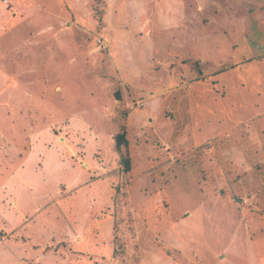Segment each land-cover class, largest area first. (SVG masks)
<instances>
[{
  "label": "rangeland",
  "instance_id": "obj_1",
  "mask_svg": "<svg viewBox=\"0 0 264 264\" xmlns=\"http://www.w3.org/2000/svg\"><path fill=\"white\" fill-rule=\"evenodd\" d=\"M0 133V264H264V0L0 2Z\"/></svg>",
  "mask_w": 264,
  "mask_h": 264
},
{
  "label": "crops",
  "instance_id": "obj_2",
  "mask_svg": "<svg viewBox=\"0 0 264 264\" xmlns=\"http://www.w3.org/2000/svg\"><path fill=\"white\" fill-rule=\"evenodd\" d=\"M27 90L29 89V88H26ZM16 90V89H15ZM121 93L120 94H118V96H116V98H115V101H118V99L119 100H121ZM137 110V109H136ZM25 120H27V122H26V124H22V126H21V128H31V126L33 125H37V123H36V121H35V116H33V118H31V119H25ZM23 123V122H22ZM50 123H48V124H46L45 126H48ZM45 126H42V127H45ZM4 131V129H2V132ZM41 132L42 133H49L50 135H51V132H49V130H47V129H44L43 131H38V136H36V139H38L39 140V136L41 135ZM22 133L24 134V131H22ZM32 133H34V132H32ZM1 134V133H0ZM32 137V136H31ZM5 138V137H4ZM33 138V137H32ZM6 139V138H5ZM55 139V135H53V140ZM6 142H8V141H6ZM24 143V142H23ZM23 143H22V145H23ZM43 145H44V143H43ZM46 145V144H45ZM6 149V147H4V148H2V150H5ZM50 150H51V145H48V146H44V153L42 152V150H40V149H35L34 148V146L32 145V147H30L29 148V150H28V154L30 155V157H32V158H34L35 160H36V164H41V161H42V159H45V162H47V160L48 161H50L51 160V157H50ZM19 154V153H18ZM55 159V157L53 156L52 157V160H54ZM45 166H47L46 164H44ZM103 165V164H102ZM14 171V170H13ZM13 171L12 172H10V173H12L13 174ZM9 173V174H10ZM9 174L7 175V176H9ZM14 174H15V172H14ZM5 179V178H4ZM5 185H7V186H9L8 185V179L6 178L5 179V183L4 182H0V189H1V191L3 190V189H5V190H9V188H7V186H5ZM10 199L11 198H9V197H5V200L3 199L2 200V202L4 203V206L6 207V206H9L10 204H12V205H20V202L18 203L16 200L14 201V200H12L11 202H10ZM52 201V198L50 199V196L49 197H47V196H45L44 198H43V200H42V202H39V203H36V204H34L31 208H28V210L25 212V211H21V210H19L20 211V213H21V218H20V220H19V218H16V220H18V221H16V220H12V221H10L9 223L11 224L12 223V225H11V230L9 231V232H2V231H0V256H2V255H5V254H8V251H12V250H8L7 251V249H8V247L7 246H4V245H14V247L13 248H15L17 245H15L16 243L11 239L14 235H13V231L17 228H19L22 224H24L29 218H31V216L35 213V212H37L38 210H40V208H43V207H45L49 202H51ZM20 209H21V207H20ZM16 221V222H15ZM7 239H9L8 240V242H7ZM11 239V240H10ZM18 240V239H17ZM16 250V249H15ZM18 250H19V248H18ZM30 250H32V252H30L29 253V255L30 256H32L33 254H34V256H35V251H33V249L32 248H30ZM35 252V253H34ZM44 253H45V251H43ZM15 253H16V251H15ZM24 254H26V253H24ZM37 254V253H36ZM29 258H32V257H29ZM37 258L39 259V254H37ZM0 262H2V259L0 258Z\"/></svg>",
  "mask_w": 264,
  "mask_h": 264
},
{
  "label": "trees",
  "instance_id": "obj_3",
  "mask_svg": "<svg viewBox=\"0 0 264 264\" xmlns=\"http://www.w3.org/2000/svg\"><path fill=\"white\" fill-rule=\"evenodd\" d=\"M113 138V147L114 150L118 153L122 169L124 172H128L130 170V158L127 152L128 139L126 137V132L121 129L118 133L113 135Z\"/></svg>",
  "mask_w": 264,
  "mask_h": 264
},
{
  "label": "built area",
  "instance_id": "obj_4",
  "mask_svg": "<svg viewBox=\"0 0 264 264\" xmlns=\"http://www.w3.org/2000/svg\"><path fill=\"white\" fill-rule=\"evenodd\" d=\"M0 2H2V3H6V2H7V0H0Z\"/></svg>",
  "mask_w": 264,
  "mask_h": 264
}]
</instances>
